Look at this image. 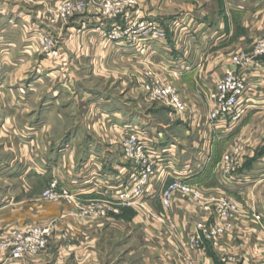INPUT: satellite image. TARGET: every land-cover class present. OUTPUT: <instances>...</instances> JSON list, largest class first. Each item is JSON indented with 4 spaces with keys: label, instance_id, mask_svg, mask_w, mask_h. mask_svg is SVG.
<instances>
[{
    "label": "crops",
    "instance_id": "1",
    "mask_svg": "<svg viewBox=\"0 0 264 264\" xmlns=\"http://www.w3.org/2000/svg\"><path fill=\"white\" fill-rule=\"evenodd\" d=\"M135 2L126 13L109 20L101 21L97 13L88 12L78 20L82 25L74 24L75 31L70 27L64 32L60 47L63 59L68 60L65 72L71 86L66 92L79 112L73 113L66 128L72 132L69 144L58 152L46 145L62 141V137L51 134L52 127L57 126L54 121L51 125L53 119H45L46 123H41L32 135L28 125L34 127L35 122L28 119L31 116L28 105L23 103L21 108L25 120L13 118L7 110L14 84L26 89L25 80L33 70L31 63L38 64L37 71L52 65L29 51L19 53L26 39L19 42L11 36L0 42V49H5L0 52V95L6 99L0 103V112H7L0 114V126L11 130L13 135L21 132L32 142L24 156L10 153L9 158L0 161V170L3 167L7 173L5 179L1 178L4 182H0V190H4L0 194V237L5 230L20 229L26 224L51 230V242L44 253L28 256L21 263H13L0 254V264H114L109 261L111 256H115V264H177L183 241L192 234L195 223L209 222L210 214L201 212L199 205L190 199L176 197L169 211V218L179 226V234L175 236L159 220L163 210L157 197L145 198L140 204L142 209L108 200L103 194L113 195L116 189L125 186L121 173L130 164L122 153V132L127 126L137 125L146 128L157 147L176 148V158L182 165L179 168L187 171L190 182L200 187L203 196H227L240 207L235 231L219 240H204V254L195 253L192 257L196 261L204 259L207 264H264V154L247 152L236 157V174L241 177L237 183L224 184V172L218 163L219 156L224 154L222 148L231 149L233 142L243 144L253 138L259 124L252 119L246 122L248 117L261 115L264 123V58L260 60L261 72L249 80L261 96L235 132L214 139L209 145L210 134L203 127L207 114L204 92L223 74L232 52L248 49L264 34V0ZM141 23L148 28L162 27L165 42L141 40L138 48L139 43H127L126 36L110 37L113 30L124 32L129 26L134 30ZM16 29L11 27L10 31L14 34ZM56 29L61 35V29ZM157 78L168 79L190 111L184 121L164 107L175 118L170 122L178 120L181 124L179 136L169 135L166 128L171 124L158 122L156 115L153 119L151 114L149 118L142 117L141 103H146L141 84ZM193 88L197 99L191 97ZM2 134L1 128L0 138L9 144L10 137ZM254 140L260 141V137ZM34 143L40 150L37 166L34 164L36 172L26 158L35 152ZM36 179L47 183L44 186L29 183ZM56 179L58 188L68 190L73 197L71 202L43 198L48 182ZM17 184L19 193L15 194ZM100 201H108L105 217L81 215L80 207ZM257 214L261 216V225L253 218ZM131 241L134 246L127 248ZM127 256H137L138 260L128 263ZM224 258L229 260L222 261Z\"/></svg>",
    "mask_w": 264,
    "mask_h": 264
},
{
    "label": "built area",
    "instance_id": "2",
    "mask_svg": "<svg viewBox=\"0 0 264 264\" xmlns=\"http://www.w3.org/2000/svg\"><path fill=\"white\" fill-rule=\"evenodd\" d=\"M135 0L104 1L102 13L106 17H116L126 13V6L134 5ZM84 9L81 2H67L59 6L61 18L67 19ZM126 36L127 43L141 40L165 42L166 33L162 27L148 28L144 23L138 24L134 30L131 27L124 32L113 30L112 39ZM140 38V39H139ZM264 58V34L248 49L232 54L230 63L223 74L215 79L203 94L207 114L204 117L203 127L209 131V145L214 139L224 138L233 134L240 122L252 112L255 100L260 97L255 85L249 80L261 72L260 60ZM143 95L151 102L161 103L170 109L173 115L188 120L190 111L180 93L168 82L155 79L142 85ZM201 122H198L199 125ZM197 125V127L199 126ZM199 128V127H198ZM233 150L225 155L224 184L241 182L236 174L237 161L234 158L243 150L241 142H233ZM122 153L129 169H123L121 176L125 181L124 188L116 189L113 195L104 192L106 199L119 200L127 206H139L145 198L157 197L164 212L163 224L174 235L179 234V226L169 218L173 201L176 197L188 198L201 206V212L210 214L209 222H197L192 234L183 241V248L177 264H207L203 259L196 261L192 254L203 253L204 240H219L233 233L239 222L237 204L229 198H208L204 196L200 187L190 182L189 174L179 168L176 158L177 150L174 146L157 147L144 126H132L123 129ZM204 158H208L205 154ZM236 161V162H235ZM158 190V191H157ZM111 196V197H110ZM43 198L57 202L64 199L71 202L73 197L66 189H59L57 182H52L43 193ZM101 203L90 202L80 207L81 215L91 218L106 216L108 201ZM142 208V207H140ZM253 218L261 225V216ZM51 230L35 224H26L19 230L6 235L0 242L1 252L14 263L23 262L28 256H38L44 253L50 245ZM224 258L222 261H228Z\"/></svg>",
    "mask_w": 264,
    "mask_h": 264
},
{
    "label": "rangeland",
    "instance_id": "3",
    "mask_svg": "<svg viewBox=\"0 0 264 264\" xmlns=\"http://www.w3.org/2000/svg\"><path fill=\"white\" fill-rule=\"evenodd\" d=\"M104 1H113V0H0V39H1L0 42L6 41V39L10 38L11 36H12L11 39H13L14 41L16 40V41L21 42L26 39V41L23 42L24 44H22L21 47L18 49V52L21 53V51H25V52L29 51L30 54H33L34 56L40 58L42 61L47 60L49 64L52 65V68H47L41 71L40 70L37 71L38 64L31 63V67H33L32 68L33 70H31L30 72L29 79L25 80L26 89L25 88L22 89L21 87L17 86V84H14L12 95L11 97L8 96L10 98L11 105H9V107L7 108L8 115H12L13 118H17L18 120H22V119L25 120L26 116L23 115L22 117L21 108H23L22 107L23 103L28 105L29 110H30L29 113H31V116H29L28 119L31 122H35L34 127H31L28 125V128L29 129L31 128L30 134L32 135L35 134V131H37L36 128H38V126L41 123L43 124L46 123L44 122L45 119H49V118L53 119L51 122V125L55 124L57 126L55 127L56 130L53 129L52 127L51 134L55 138L62 137V141L60 143L48 142L46 145H48V148L50 150H55L56 152H58L62 147H64V145L69 144L70 142L69 139L72 135V132L71 130H66V128L70 126L72 117L76 114L78 115V112H79L77 111L78 107H76L75 104H73V100L71 99L70 94L67 93L69 90L67 88H71V86L69 85L68 79H67L68 74L67 72H65L67 71V68H68V62H67L68 60L63 59L64 52L60 47V40L61 38L63 39L64 32L66 31L68 32L67 29H70V27H73V26L76 27V25L74 24L77 23V25H82L81 23H78V20L84 14L86 15L88 12L97 13V16L101 18V21L103 19L109 20V19L116 18L117 16L116 17H106L102 13V5L104 4ZM67 2H72V3L81 2L84 4V9L81 12L67 19H63L60 17L58 13V9H59V6ZM135 5H136V2L134 5L126 6L125 9L134 7ZM11 27L17 28L16 30L18 31L13 34L12 31H10ZM57 27H59L62 31L61 35H58V32L55 31L57 30L56 29ZM74 27L72 28L73 29L72 31H75ZM3 50L5 49L1 48L0 52ZM232 53L234 54L236 53V51ZM2 54H5V53H2ZM57 69H60V70H57ZM57 71H62V72L60 74L59 73L56 74L55 72ZM53 76H55V78ZM153 80H150V81L144 80V82L141 84V93L145 101L143 100V98L142 100L146 103V104H144L143 102L141 103L142 105L141 112L143 115L142 117L147 118L148 115L151 114L150 117L151 119H153V117L156 115L155 118L158 119V122L164 125L171 124L168 129L166 128V131L169 135L179 136L180 134H182L179 131V129H181L180 127L181 124H179L178 120L170 122V119L175 120V118L171 115L169 111H167V109L164 108L166 106L161 103L151 102L148 99H146V97L143 95L142 85L146 83H150ZM161 80L167 81L168 79H161ZM195 92L196 91L193 88L191 97L194 99H197L198 95L195 94ZM118 97L119 99L123 100L122 96L118 95ZM129 99L132 100L131 98ZM5 102H6V99L0 95V103H5ZM126 102L128 103L129 101H126ZM153 104H155V106ZM54 105H60V106L54 107ZM161 110L163 111L159 115H157L156 113ZM6 113L7 112H3V111L0 112V114L2 115H5ZM58 114H62V115H60L59 117L57 116ZM250 117H248L245 121L248 122L249 121L248 119H252L254 123L259 124V128L258 127L256 128L253 138L243 143L244 148L237 155L238 158L242 153L244 154L247 152L248 153L252 152L257 155L259 152L260 154L258 156H261L264 154V123L262 124L263 117H261V115L251 117V118ZM53 121H54V124H53ZM31 125L33 124L31 123ZM129 127H132V126H127L126 128H129ZM1 128L3 130L2 136L5 138L10 137L9 139L10 141H9V144H7L6 139L3 140L0 138V144H2V146L0 147V161H5L7 158H9L11 156L10 153L14 154V156L16 157L21 156V155L24 156L27 153V150H26V148H28L27 146H30V144L32 143L31 140H29V138L26 135H23V136H26V137H23L21 132H18L17 135H13L11 130L6 131L5 128L0 126V129ZM259 137H260V141L254 140ZM37 145H38L37 143H34L32 144V147H36ZM230 147L231 149H227V150L225 148L221 149L222 151H224V154L223 155L222 153L220 154L222 156H219L218 159L220 160L221 158V160L220 161L218 160L219 161L218 163L222 169H224L223 160H224L225 155L233 150L232 144L230 145ZM83 149H85L84 144L81 146L82 151ZM218 152L220 153L221 151H218ZM39 154H40V150L38 151V147H36V150L34 153H32V156L30 157L26 156L29 166L30 167L33 166V168L35 169V170L33 169V171L35 172L37 168L34 167V164L36 163L35 165L37 166L36 160L38 159V156H40ZM236 157L234 158V160L236 159L237 161L238 158ZM23 161H25V158L23 159ZM180 165L181 164H179V166ZM4 170L5 169L3 167H2V170H0V182H4V180H1V178L5 179L6 177L7 173H5ZM52 182L58 183L59 180L56 179V180H51L50 182H48V184L46 185V190L49 188ZM29 183H33L35 186H37V184L44 186V184L47 182H45V180L36 179L34 181L30 180ZM15 188H16L14 190L15 194L19 193L18 184L15 185ZM46 190H44V192ZM44 192H42V196ZM3 193H4V190H0V194H3ZM214 197L229 198L223 195L211 196V197L204 196V201H206L208 198L212 199ZM202 204H204V202H202ZM200 205H199V210H201ZM237 206L239 209L238 215L240 216L241 214L240 207L238 204ZM164 217L165 216L163 212V215L159 217V220L161 221V223L163 222L162 218ZM162 225L163 227L164 226L166 227L165 224L162 223ZM18 229H14V230L8 229L2 232L1 237H0V242L6 238V235L11 234L14 231H17ZM171 236L175 237L176 235L175 236L171 235ZM50 242H51V235H50ZM126 245H127V248L130 245L134 246L132 241L130 243H127ZM0 254L8 256L6 252H3V251L1 252V247H0ZM6 258L9 259L8 257ZM114 258L115 256H111L109 261L115 264L117 260H115ZM126 258H127L128 263L129 262L135 263L136 260H138L137 256H127Z\"/></svg>",
    "mask_w": 264,
    "mask_h": 264
}]
</instances>
